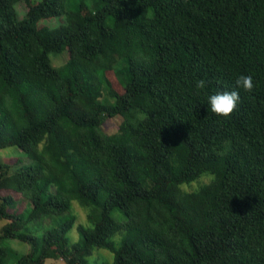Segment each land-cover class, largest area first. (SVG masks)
<instances>
[{
  "label": "trees",
  "instance_id": "1",
  "mask_svg": "<svg viewBox=\"0 0 264 264\" xmlns=\"http://www.w3.org/2000/svg\"><path fill=\"white\" fill-rule=\"evenodd\" d=\"M241 74L251 91L236 88ZM233 89L229 116L207 109ZM11 146L32 159L0 161V240L31 246L17 264H88L98 248L114 264H264V0H0V149ZM204 171L212 184L177 190ZM46 215L65 218L34 234ZM7 255L0 246V264Z\"/></svg>",
  "mask_w": 264,
  "mask_h": 264
},
{
  "label": "clouds",
  "instance_id": "2",
  "mask_svg": "<svg viewBox=\"0 0 264 264\" xmlns=\"http://www.w3.org/2000/svg\"><path fill=\"white\" fill-rule=\"evenodd\" d=\"M49 59L52 67L60 69L64 66V60L62 57L54 52L49 53ZM235 85L237 89H243L245 91H251L254 87L253 77L251 75L241 74L236 77ZM205 86V81H197V87L203 88ZM240 94L236 89L231 91H222L209 94L206 97L205 104L207 109H210L213 113L217 115L227 117L229 116L236 106L240 102ZM215 180V175L211 172L204 171L198 176H195L188 180H183L176 185L179 192L185 195H191L199 192L203 187L212 184ZM70 212L73 216L77 218V221L85 226H90L88 221V216L91 209L88 206H84L76 198L70 200ZM6 223L0 220V226ZM116 246H119L120 236L116 234L112 237ZM0 246L6 248L9 252L8 257L5 259V264H16V261L20 260L28 254L30 251L29 245L17 238H4L0 240ZM99 255L107 264H114L115 253L112 250L101 248L97 252L93 253L92 259H95L96 255Z\"/></svg>",
  "mask_w": 264,
  "mask_h": 264
},
{
  "label": "rangeland",
  "instance_id": "3",
  "mask_svg": "<svg viewBox=\"0 0 264 264\" xmlns=\"http://www.w3.org/2000/svg\"><path fill=\"white\" fill-rule=\"evenodd\" d=\"M26 9H27L26 5L22 2L17 5V10H18L20 15L24 14ZM60 21H61L60 18H53V19L48 20V23L52 26H55V25H58L60 23ZM57 54H59L62 57V59L65 60V54H66L65 51L57 53ZM118 122H119V120H117V119H113V118L108 119L106 121V126L109 130H114V129H116ZM0 161L1 162H7V163L11 164L12 166H16L15 168H17V166H20L21 164L31 163L32 159L24 151L18 149L15 146H11V147H7L5 149H0ZM13 209H14V211H17V210L20 211L22 209H23L22 211H24L25 209H30V204L26 201H23V202L17 201L15 203V206L13 207ZM64 218H65V216H63V215H54V216L53 215H50V216L46 215V216H43V218H41L37 223H35L31 226V230L36 235H42L45 229L57 225ZM0 220H3L6 222V220L2 219L1 217H0ZM78 224H81V223H79L77 221L76 225H78ZM89 225H90V223H89ZM1 228H2V226H0V232H1ZM68 238H69V241L72 243L80 241V239H81L80 232L78 231L76 226H74L68 232ZM29 248L31 250L30 245H29ZM98 250H99V248L95 249L94 252L98 253ZM8 255H9V252H8ZM8 255H7V257H8ZM92 257H93V254L88 258V264H107V262L104 261L98 254L96 255L95 259H92ZM16 264H17V261H16ZM45 264H66V263L62 259L49 258Z\"/></svg>",
  "mask_w": 264,
  "mask_h": 264
},
{
  "label": "bare ground",
  "instance_id": "4",
  "mask_svg": "<svg viewBox=\"0 0 264 264\" xmlns=\"http://www.w3.org/2000/svg\"><path fill=\"white\" fill-rule=\"evenodd\" d=\"M15 162V161H14ZM85 206V205H84ZM91 222V221H90ZM92 223V222H91Z\"/></svg>",
  "mask_w": 264,
  "mask_h": 264
}]
</instances>
